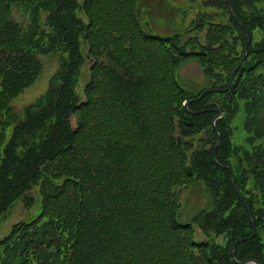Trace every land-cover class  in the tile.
Wrapping results in <instances>:
<instances>
[{
	"label": "trees",
	"instance_id": "trees-1",
	"mask_svg": "<svg viewBox=\"0 0 264 264\" xmlns=\"http://www.w3.org/2000/svg\"><path fill=\"white\" fill-rule=\"evenodd\" d=\"M136 2L102 14L92 0H0V222L18 200L34 205L27 194L36 184L42 208L0 239V264H236L238 239L239 262L264 264V0H229L252 38L248 56L227 92L188 109L203 92L227 88L240 60L223 57L229 32L241 33L242 47L246 36L224 0H205L223 6L228 22L210 24L206 43L188 53L180 37L145 31ZM84 44L91 79L82 99ZM57 45L69 49L63 69L15 112L12 102L41 75L38 56ZM192 58L215 79L197 94L176 77ZM218 114L217 160L232 169L248 209L230 172L213 162ZM241 117L243 142L232 126ZM197 182L212 204L182 224L175 189ZM193 226L206 242L195 241Z\"/></svg>",
	"mask_w": 264,
	"mask_h": 264
},
{
	"label": "rangeland",
	"instance_id": "rangeland-1",
	"mask_svg": "<svg viewBox=\"0 0 264 264\" xmlns=\"http://www.w3.org/2000/svg\"><path fill=\"white\" fill-rule=\"evenodd\" d=\"M81 3L83 0H77ZM99 1L102 4L100 13L103 14L105 7H109L108 13L118 11L121 7L122 1L128 0H92ZM136 15L139 22L145 28V31L152 32L155 35L170 37H180L177 43L186 49L188 53L199 51L201 44L206 43L207 31L210 24H227L228 16L225 13L223 6L209 7L205 4V0H136ZM14 17L17 21H22L20 11L14 5L12 8ZM83 15V14H81ZM86 18L84 17V20ZM105 19V18H104ZM47 22L44 15L41 17V25ZM24 26L28 22L23 23ZM228 50L223 51V57L230 55L231 44L233 38L242 40V35L239 32L231 30L229 32ZM241 42L237 43V47L233 51H237L235 55L240 56L242 52ZM244 47V46H243ZM145 49V48H144ZM82 54L85 57V62L79 71V78L76 92L84 99V87L90 81V60L87 59V46L82 45ZM151 50L153 55L154 49ZM42 72L38 80L33 86L26 89L13 102L12 106L15 112L22 114L25 107L34 103L37 99L43 96L51 82V79L56 73L62 70V64H66L69 59V49L64 50L63 47H57L48 54H41L38 56ZM67 60V61H66ZM144 62V61H143ZM264 70V68H263ZM176 77L180 85L187 91L197 94L203 89L210 88L215 79H211L206 75L204 69L195 59H187L176 72ZM244 118L241 117L236 120L232 126L238 128L235 136L239 137V142H243L248 135L243 132ZM175 192L179 195L180 215L179 220L182 224H193L194 218L204 209H208L212 200L210 192L203 183L197 182L195 185H188L184 188H176ZM34 201L31 208L26 207V202L18 200L9 213H7L0 222V239L4 238L12 229L13 225L19 222H32L38 218L42 212L41 208V193L40 184L32 186L30 192L27 194ZM195 230V241L203 243L207 238L200 232L199 228L193 226ZM221 242V240H218Z\"/></svg>",
	"mask_w": 264,
	"mask_h": 264
},
{
	"label": "water",
	"instance_id": "water-1",
	"mask_svg": "<svg viewBox=\"0 0 264 264\" xmlns=\"http://www.w3.org/2000/svg\"><path fill=\"white\" fill-rule=\"evenodd\" d=\"M224 1H225V3H226V6H227V9H228V13H229V15H230V16L234 19V21L240 26V28L243 30V32H244V34H245V36H246V44H245V47H244L243 54H242V56H241V59H240V61H239V64H238L237 67L233 70V72H232V74H231V76H230V80H229V83H228L227 88H225V89H223V88H215V89H214V88H213V89H209V90L203 92L198 98H196V99H194V100H191V101H189V102H187V103L185 104V107H186L187 109H188L189 105H190L192 102H194V101H198V100L202 99L207 93H225V92H227V91L229 90V88L231 87V85H232V83H233V81H234V79H235L236 74L238 73L239 69L241 68V66L243 65L244 61L246 60V58H247V56H248L249 48H250V45H251V42H252V38H251L249 32L247 31L245 25L237 19L236 15L234 14V12H233V10H232V7H231V5H230L229 0H224ZM221 117H222V114H218V115L214 118L213 123H212L214 129H215V130L218 132V134H219V139H218V141L216 142V144H215V146H214L213 162H214L215 165H217L218 167H222L223 169H226V170H228V171L230 172L233 187H234L236 193L239 195V197H240L242 203H243V204L245 205V207L248 209V206H247L246 202L242 199V197H241L240 194H239V190H238V186H237V181H236V178H235V175H234L232 169H231L229 166H223V165H221V164L218 162V160H217V151H218L219 145H220V143H221V141H222V134H221V133L217 130V128H216V121H217L218 119H220ZM249 217H250L251 224H252V226H253V234L249 237V238L251 239V238H253V237L256 235V222H255V219H254L253 215L251 214V212H249ZM243 240H244V239H238V240L235 242L233 248L231 249L230 255H231V258H232L233 262L236 263V264H259L258 261H256V260H252V259H250V260H246V261H244V262H239V261L236 259V257H235V250H236L238 244L241 243Z\"/></svg>",
	"mask_w": 264,
	"mask_h": 264
},
{
	"label": "flooded vegetation",
	"instance_id": "flooded-vegetation-1",
	"mask_svg": "<svg viewBox=\"0 0 264 264\" xmlns=\"http://www.w3.org/2000/svg\"><path fill=\"white\" fill-rule=\"evenodd\" d=\"M234 32H238V31H234ZM239 42H241V44L240 45H242V40L240 39V38H238V39H234L233 38V44H231V48H230V55H225L224 56V58H226V61L227 60H229L230 62H235V60L238 58V56L237 55H235V53L237 52V51H233V48H235V47H237V43H239ZM243 50H244V47H242V54H243ZM242 54L240 55V57L239 58H241V56H242ZM226 63V62H225ZM225 66H227V65H225Z\"/></svg>",
	"mask_w": 264,
	"mask_h": 264
}]
</instances>
